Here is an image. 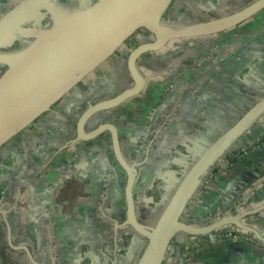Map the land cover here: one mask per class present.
Masks as SVG:
<instances>
[{"label": "crops", "instance_id": "obj_1", "mask_svg": "<svg viewBox=\"0 0 264 264\" xmlns=\"http://www.w3.org/2000/svg\"><path fill=\"white\" fill-rule=\"evenodd\" d=\"M19 1L0 0V17ZM238 1L174 0L167 16L171 24L195 23L229 14L225 2ZM128 52H114L0 147V168H7L8 156L17 157L15 168L0 171V224L6 252L24 264L31 263L18 246L42 264L52 263V251L56 264L137 263L145 239L129 226H115L126 219V175L109 132L70 143L89 102L132 85ZM136 66L145 78L142 92L92 115L85 129L103 122L117 127L122 154L138 163L133 193L142 222L148 203L162 201L172 172L188 163L190 150L207 146L264 94V8L228 30L170 40L140 55ZM262 202L264 112L208 169L186 208L189 221L204 225ZM243 222L264 237V209ZM243 233L251 239L207 241L178 233L162 264H264V240ZM123 245L130 250L118 252Z\"/></svg>", "mask_w": 264, "mask_h": 264}, {"label": "water", "instance_id": "obj_2", "mask_svg": "<svg viewBox=\"0 0 264 264\" xmlns=\"http://www.w3.org/2000/svg\"><path fill=\"white\" fill-rule=\"evenodd\" d=\"M170 2L80 0L78 7H72L60 0H20L0 17V66H4L0 74V147L50 110L138 29L144 28L148 32L149 38L139 42L127 53L126 66L132 77V85L108 98L89 102L76 120V136L70 141L74 144L109 132L114 158L126 175V219L115 226H129L146 240L145 251L137 264H162L168 246L178 233L201 236L233 226L264 240L258 230L243 222L244 218L262 211L264 202L248 210L238 206L235 213L217 217L204 225L194 224L182 217L208 169L264 112V94L193 160L178 180L153 226L140 222L136 217L133 186L138 163L129 162L122 154L115 124L103 122L91 130L85 129L92 115L114 108L142 92L145 78L136 66V59L140 55L159 50L173 39L206 36L228 30L264 8V0H255L224 16L175 25L165 22L163 18ZM37 14L51 19L52 28L30 45L12 50V45L19 40L16 39L17 32L24 24L34 20ZM7 231L10 236L8 223ZM18 247L24 250L31 264H42L34 260L26 246Z\"/></svg>", "mask_w": 264, "mask_h": 264}, {"label": "rangeland", "instance_id": "obj_3", "mask_svg": "<svg viewBox=\"0 0 264 264\" xmlns=\"http://www.w3.org/2000/svg\"><path fill=\"white\" fill-rule=\"evenodd\" d=\"M60 1L65 2L64 0H60ZM75 1H80V0H75ZM75 1L72 0V2H71L72 7H78L79 4L77 2L75 4L74 3ZM92 1H94V0H92ZM253 1H255V0H242L241 2L240 1H238V2H225V5L228 6L227 12L232 13L233 11H236L238 9L243 8ZM167 9L169 11L167 10L166 13H169L170 10H172V8H170V9L167 8ZM43 14H37V17L34 20H30L29 23H26L22 26V28L16 34L17 35L16 39H19L20 41L15 39L16 43L12 45V48H11L12 50L20 49L22 47L24 48V47L30 45L32 42L35 41V39L38 36H41L47 30L52 28L53 22L51 21V19H49L47 16H45ZM184 15L186 16L187 14H184ZM182 20H184V19H182ZM145 32L148 33L147 31H145ZM3 70H4V68L1 69V72ZM205 147L206 146H203V147H198V146L196 147L195 146V147H193L189 153L188 163H186L182 169L172 172V176H170L168 178V180H170L172 183L171 184H170V182L167 183L170 187H168L166 184H164L161 188L163 191V197H162V201L160 203L157 202L156 204L152 203L151 205H149V203L147 202L149 206L145 210L146 215H145V217H141V221L144 224L149 225V226H153L156 223V221H157V219L161 213L162 208L164 207V205L166 204L170 195L172 194L174 188L176 187V185L178 183V180L181 178V176L185 173V171L190 166V164L193 162V160L201 153V151ZM174 176H176V178ZM173 181H174V183H173ZM188 214H189V209L186 208L185 212L182 214V217L184 219H189L187 217ZM145 248H146V241L143 240L141 243L140 251L138 253L137 262L142 257V255L145 251ZM121 250L128 252L130 250V247L128 249L127 245H123L120 248H118V252Z\"/></svg>", "mask_w": 264, "mask_h": 264}, {"label": "trees", "instance_id": "obj_4", "mask_svg": "<svg viewBox=\"0 0 264 264\" xmlns=\"http://www.w3.org/2000/svg\"><path fill=\"white\" fill-rule=\"evenodd\" d=\"M173 2L174 0H171V2L169 3L168 7L167 8H170V6L173 5ZM168 10V9H167ZM169 11V10H168ZM168 14L165 13L163 18H164V21L165 22H169L170 23V19L168 18L167 16ZM141 31V32H140ZM146 30L144 28H141V30H138L137 33H140V34H135V35H132L128 41H125V43H128V46L129 47H134L137 45V39H136V35L138 36H143L144 34H146L145 32ZM2 72L0 71V74ZM17 157L13 156V155H10L8 156V159L6 162L5 165H6V169H2L0 168V171H9L11 170L15 165L16 163L14 162V159H16ZM15 168V167H14ZM4 171V172H5ZM2 174V173H1ZM3 231H2V227H1V224H0V264H24L22 263L17 257H12L9 253L6 252V250L8 249V246L6 244V242L4 241V236H3Z\"/></svg>", "mask_w": 264, "mask_h": 264}, {"label": "built area", "instance_id": "obj_5", "mask_svg": "<svg viewBox=\"0 0 264 264\" xmlns=\"http://www.w3.org/2000/svg\"><path fill=\"white\" fill-rule=\"evenodd\" d=\"M146 136H147V134H146ZM187 220H189V219H187ZM201 236H204L207 241H215L218 239H232V240L243 239V240L248 241L251 239V236L249 234H244L243 232H241L240 230L236 229L233 226H226V227L211 231V232H209L205 235H201ZM51 238H52V235H51ZM51 246H52V242H51ZM53 256L54 255H53V251H52V253H51L52 262L54 264H56L57 263L56 259H54Z\"/></svg>", "mask_w": 264, "mask_h": 264}, {"label": "flooded vegetation", "instance_id": "obj_6", "mask_svg": "<svg viewBox=\"0 0 264 264\" xmlns=\"http://www.w3.org/2000/svg\"><path fill=\"white\" fill-rule=\"evenodd\" d=\"M64 1H65V3H67V4H69V5L71 6V4H72V3H71L72 0H64ZM73 1H75V0H73ZM76 2L78 3V1H75L74 3L76 4ZM138 30H141V29H138ZM138 30H137L134 34H132V35H135V34L138 32ZM140 32H141V31H140ZM137 34H140V33H137ZM132 35H131V36H132ZM145 35L147 36V35H149V34L146 33V34H144V36H145ZM131 36H130V37H131ZM130 37H129V38H130ZM129 38H128V39H129ZM128 39H127L126 41H128ZM136 39H137V44H138V43L141 42V41H145L147 38L145 39V37H143L142 40H141V39L139 38V36L136 35ZM124 47H127L129 50L132 48V47H129V46H128V43H125V42H124L123 45H122L121 47L118 48V50H119L120 48H124ZM115 52H116V51H115ZM2 68H4V66H0V71H1ZM80 82H81V81H80ZM80 82H79V83H80ZM79 83H78V84H79ZM78 84H77V85H78ZM74 87H75V86H74ZM117 164H118V163H117ZM120 168H121V167H120ZM134 184H135V183H134ZM133 187H134V186H133ZM133 196H134V193H133ZM134 200H135V198H134ZM146 201H147V200H144L143 203L146 204ZM135 204H136V201H135ZM148 206H149V205H148ZM148 206H147V207H148Z\"/></svg>", "mask_w": 264, "mask_h": 264}]
</instances>
